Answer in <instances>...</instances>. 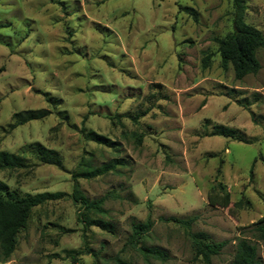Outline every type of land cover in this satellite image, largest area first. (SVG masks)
I'll use <instances>...</instances> for the list:
<instances>
[{
  "label": "rangeland",
  "instance_id": "1",
  "mask_svg": "<svg viewBox=\"0 0 264 264\" xmlns=\"http://www.w3.org/2000/svg\"><path fill=\"white\" fill-rule=\"evenodd\" d=\"M245 3V21L264 37V0ZM232 12L231 0H0V150L22 152L26 163L0 180L17 195L66 193L32 208L0 264H92L76 253L85 243L100 251L99 264H115L131 221L146 218L143 244L166 257L145 262L126 249L129 264H206L189 232L225 243L208 264H230L240 238L264 264V240L251 228L264 214V44L256 73L235 78L221 67L215 38L232 30ZM40 108L50 112L13 124V113ZM214 124L242 140L210 134ZM82 127L116 145L87 140ZM34 143L60 164L37 159ZM81 158L120 161L118 173L77 179L86 197H104L112 231L79 220L70 193ZM215 192L229 202L210 204ZM171 217L193 221L186 230Z\"/></svg>",
  "mask_w": 264,
  "mask_h": 264
},
{
  "label": "trees",
  "instance_id": "2",
  "mask_svg": "<svg viewBox=\"0 0 264 264\" xmlns=\"http://www.w3.org/2000/svg\"><path fill=\"white\" fill-rule=\"evenodd\" d=\"M232 12V30L223 37L215 38L217 42L216 51L220 57L221 67L226 68L231 65L235 78H241L246 74H254L258 71L260 63L256 57V51L264 44V37L261 31L255 26L247 23L244 19L246 9L245 0H231ZM179 10L196 19V11L190 6H179ZM211 54H205L202 58V66L208 65ZM50 111L46 108L27 109L15 112L12 115L13 124L19 125L32 119H39L46 116ZM87 140L93 141L105 146L116 145L109 137L99 134L93 130L81 128ZM137 143L141 141V133H132ZM210 134L232 138L234 140H242L238 136L234 128L214 124ZM244 141V140H243ZM33 148L34 155L43 162L60 164L57 153L53 149L46 148L40 143L30 145ZM255 161V160H254ZM250 167V172L253 168ZM120 161L116 158L100 165H94L90 160L81 158L76 165V169L71 172L73 180V189L70 198L75 204H78L79 220L88 227L95 225L106 231H112V224L101 218L107 214V210L103 208L102 203L104 197L90 199L86 197L78 188L77 179H91L106 173H118L116 164ZM26 166L22 152L12 153L0 150V171L1 170H17ZM219 170V169H218ZM66 195L65 192H38L35 194L17 195L6 182L0 180V262L8 260L10 254L16 247L17 236L26 226L30 212L33 207L38 206L45 201L60 198ZM207 201L212 205H223L229 202V195L225 192L208 193ZM236 206L240 205V201L235 202ZM171 221L181 225L184 229H188L193 217L187 219L169 218ZM152 221L146 218L144 221H131L130 232L122 244L120 250L110 257L115 264H129L120 257V253L126 249H133L145 261H149L151 256L165 258L166 255L162 251L143 244L142 240L150 231ZM252 230L257 239L264 240V214L252 223ZM192 248L195 257H200L206 264L210 261V256L217 254L224 246L223 241H210L202 232H189ZM77 254L90 255L93 258L92 264H99L102 258L99 250H94L87 243L76 251ZM230 264H258L256 256V246L246 238H240L235 246V252Z\"/></svg>",
  "mask_w": 264,
  "mask_h": 264
}]
</instances>
